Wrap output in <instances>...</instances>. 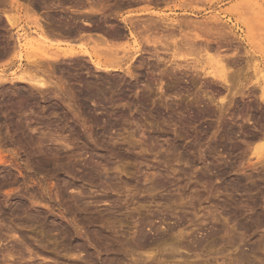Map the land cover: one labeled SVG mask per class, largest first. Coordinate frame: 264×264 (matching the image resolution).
<instances>
[{
  "label": "rangeland",
  "instance_id": "374dc122",
  "mask_svg": "<svg viewBox=\"0 0 264 264\" xmlns=\"http://www.w3.org/2000/svg\"><path fill=\"white\" fill-rule=\"evenodd\" d=\"M85 1L0 0V264H264V0L71 10ZM143 11L181 22L161 61L144 33L124 70L48 60L97 31L129 52ZM40 24L83 33L42 40Z\"/></svg>",
  "mask_w": 264,
  "mask_h": 264
},
{
  "label": "bare ground",
  "instance_id": "6f19581e",
  "mask_svg": "<svg viewBox=\"0 0 264 264\" xmlns=\"http://www.w3.org/2000/svg\"><path fill=\"white\" fill-rule=\"evenodd\" d=\"M80 1V0H79ZM83 1V0H82ZM117 1V0H116ZM130 1V0H129ZM142 1V0H141ZM152 1V0H151ZM30 2V1H29ZM78 2V1H77ZM85 2H87V3H89V8L88 9H85L84 8V10L82 9H71V10H74V11H76V12H81V13H86V15H88L87 17H89V16H91V14H95V13H103V11L104 10H106V9H108L110 6H111V4H109L108 3V5H107V3L105 2H103V0L102 1H100V0H88V1H85ZM46 3V2H45ZM79 3V2H78ZM111 3V2H110ZM130 3V2H129ZM135 3H136V1H135ZM59 4V3H58ZM80 4V3H79ZM78 4V5H79ZM122 4V3H121ZM131 4H133V3H131ZM56 5V4H55ZM84 5H86L85 3H84ZM98 5H100V6H98ZM110 5V6H109ZM113 5V4H112ZM116 5V4H115ZM119 5V4H118ZM57 6V5H56ZM69 6V5H68ZM80 6V5H79ZM83 6V5H82ZM87 6V7H88ZM109 6V7H108ZM38 7V6H37ZM53 7V6H52ZM81 7V6H80ZM100 7V8H99ZM112 7V6H111ZM69 8V7H68ZM70 8H72V7H70ZM76 8V7H75ZM82 8V7H81ZM99 8V9H98ZM120 8V7H119ZM118 8V9H119ZM121 8H122V6H121ZM29 9V8H28ZM34 9V8H33ZM32 9V10H33ZM111 9V8H110ZM115 10V9H114ZM142 11V10H141ZM56 12V11H55ZM78 13H76L75 15L76 16H78ZM98 13V14H99ZM104 13H105V11H104ZM142 13H153L154 15H155V17L153 18L152 16V19H151V17H148V18H150L151 20H149L148 18H146V19H142V20H133V19H131V20H129L130 21V23L133 25V29H135L136 31H134L132 28H130L129 29V34H128V39H130V40H133V41H131V43L129 44V45H127V46H124V48L125 49H132V50H130L129 52L127 51H123V52H121V50H123L122 48L123 47H121L120 45H118V44H116L114 41H112V39H110L109 37H108V35H109V33H108V35L106 34V33H102V32H100V31H95L96 33H94V34H87L86 32V36L84 35V37H87L88 38V41H91L92 42V40H93V42H95V46H92V47H83V46H80V47H75V46H69L68 48H66V50H64V51H61V50H58L57 52H55V53H53L51 56H49V59L48 60H53V64H54V61H57V60H61V58H67V60H68V58H75V57H78V56H81V58L84 56V58L86 57L89 61H90V64H92L95 68H97L96 70H98V69H103V71L105 70V71H109V70H118V69H120L122 66H121V62H123L124 63V61L125 62H129V61H132V60H134V59H136V57L138 56V54H139V51H142L143 49H146V48H144V46L143 45H141L142 44V42H141V39H140V37H141V34L142 33H144V34H146L145 35V41L146 42H148V43H150V44H148L149 46H151L154 50H155V52H152L151 54H150V56L151 57H154V58H156V59H158V60H162L163 58V56H160V53H159V49L162 47V49H164V47L165 48H167V47H169V49L171 48V46H173V48H176V46H177V44H179V42H181V41H178V42H173V41H170L171 39H172V37H174L173 36V34H175L174 33V28L178 25V27H179V25L181 24V22H179V21H177V20H171V19H168L167 17H165V16H163V15H161V14H159V12H146V11H143ZM46 14H48V13H46ZM52 14H53V12H52ZM72 14H74V12H72ZM111 14H112V12H111ZM133 14H135V13H131V15H133ZM64 15V14H63ZM81 15V14H80ZM85 14H84V16H86ZM93 15L91 16V17H93ZM52 16V15H51ZM50 16V17H51ZM69 17V16H68ZM105 17V16H104ZM106 17H108V16H106ZM95 18V17H94ZM93 18V19H94ZM144 18V17H143ZM56 19V18H55ZM59 19H60V17H59ZM108 19V18H107ZM127 18L126 17H124L122 20H123V22H124V24H125V27L126 28H128L127 26H129V24H128V20H126ZM46 20V19H45ZM81 21H83L82 19H80ZM95 20V19H94ZM97 20V19H96ZM44 21V20H43ZM63 21H64V19H63ZM70 21H72V20H70ZM69 21V22H70ZM75 21V20H74ZM78 21V20H77ZM80 21V22H81ZM128 21V22H127ZM38 22V21H37ZM47 22V21H46ZM56 22V21H55ZM69 22L67 23V24H69ZM79 22V21H78ZM93 23V21H90L89 22V20L87 21V20H85L84 22H82V25H83V23H84V25L87 27V25L90 27V26H93L95 23H93V25H92V23ZM95 22H97V21H95ZM100 22V21H99ZM99 22H97L98 24H99ZM188 22V21H187ZM44 23V22H43ZM63 23H66V22H63ZM76 22H74V24H75ZM106 23H108V22H106ZM193 23V22H192ZM45 24V23H44ZM43 24V25H44ZM53 24V23H52ZM73 24V23H72ZM188 24V23H187ZM48 25H50V24H48ZM63 25V24H62ZM82 25H79V23H78V26H81L82 27ZM97 25V24H96ZM102 25V24H101ZM111 25V24H110ZM113 25V24H112ZM44 26H46V25H44ZM59 26V25H58ZM64 26V25H63ZM85 26H83V27H85ZM98 27L97 28H99V26H100V24L99 25H97ZM122 26V25H121ZM47 27V26H46ZM45 27V28H46ZM48 27H50V26H48ZM46 28V29H48V30H46L41 24L39 25V28L41 29L40 30V39H42V40H51L52 38H53V40L56 38L57 40H62V43L63 42H66V41H73V39L75 40V35H77L78 36V34L81 32V33H83L81 30H82V28H80V27H72L71 29H69L68 27H67V29L66 28H64V29H66V30H68V31H66V32H63V30L62 31H53V30H55V28H53V30L51 31V30H49V28ZM53 27H55V25L53 26ZM89 27L87 28V29H89ZM94 27V26H93ZM92 27V29H94ZM203 27V26H202ZM95 28H96V26H95ZM112 28V27H111ZM218 28H219V26H218ZM217 28V29H218ZM50 29H52L51 27H50ZM91 29V28H90ZM101 29V28H100ZM114 29H116V27L114 28ZM118 29V28H117ZM189 29H190V27H189ZM209 29V27L207 28V30ZM215 29V28H214ZM56 30H58L57 29V27H56ZM60 30V29H59ZM86 30V29H85ZM99 30V29H98ZM84 31V30H83ZM104 31V30H103ZM106 31V30H105ZM104 31V32H105ZM214 31V30H213ZM89 32V31H88ZM177 32V31H176ZM210 32H211V30H210ZM213 33V32H212ZM112 34V33H111ZM117 34V33H116ZM115 34V35H116ZM215 34V33H214ZM213 34V35H214ZM94 35H96V36H94ZM114 35V34H113ZM221 35V34H220ZM10 36V35H9ZM12 36V35H11ZM76 36V38H78ZM80 36V35H79ZM81 36H82V34H81ZM116 36H118V35H116ZM195 36V35H194ZM193 35H192V37H194ZM39 37V36H38ZM49 37H52V38H49ZM96 37V38H95ZM119 37V36H118ZM192 37H191V40H192ZM217 37V36H216ZM215 37V38H216ZM226 37V36H225ZM16 38H18V37H16ZM23 38V37H22ZM83 38V37H82ZM195 38H197V37H195ZM224 38V37H223ZM222 38V39H223ZM227 38V37H226ZM225 38V39H226ZM13 39V38H12ZM70 39V40H69ZM115 39V38H114ZM181 39V38H180ZM208 39V38H207ZM206 39V40H207ZM217 39V38H216ZM221 39V38H220ZM231 39V38H230ZM7 40V39H6ZM66 40V41H65ZM174 40V39H173ZM175 40H177V39H175ZM195 40H197V39H195ZM212 40V39H211ZM210 40V41H211ZM20 41V40H19ZM32 41V40H31ZM35 41V40H34ZM59 41V42H60ZM71 41L70 42H66V43H71ZM221 41V40H220ZM226 41H227V39H226ZM7 42V41H6ZM27 42V41H26ZM29 42V41H28ZM50 42V41H49ZM54 42H56V40H54ZM53 42V43H54ZM76 42V41H75ZM171 42H173V43H171ZM189 42V41H188ZM191 42V43H190ZM187 45L189 46V44H190V48L189 49H191V47L194 45L193 43H195L194 42V40H192V41H190ZM201 42V41H200ZM199 42V43H200ZM16 43V42H15ZM38 43V42H37ZM44 43V42H43ZM48 43V42H47ZM58 43V42H57ZM98 43V44H97ZM162 44V46L161 47H159V45L158 44ZM199 43H198V46H193L194 48H200V45H199ZM209 43V42H208ZM217 43H218V41H217ZM222 43V42H221ZM226 43V42H225ZM225 43H223V44H225ZM46 44V43H45ZM73 44V43H72ZM80 44V43H79ZM185 44V43H184ZM219 44V43H218ZM22 45V44H21ZM20 45V46H21ZM82 45V44H81ZM126 45V44H125ZM146 45V44H145ZM164 45V46H163ZM202 45V44H201ZM204 45H205V43H204ZM209 45H210V43H209ZM208 45V46H209ZM214 45V44H213ZM222 45V44H221ZM5 46V45H4ZM16 46V45H15ZM19 46V45H18ZM84 46H86V45H84ZM129 46V47H128ZM186 46V45H185ZM184 46V47H185ZM212 46V45H211ZM225 46V45H224ZM229 46V45H228ZM33 47V46H32ZM43 47V46H42ZM121 47V48H120ZM179 48H181L180 46H178ZM178 47H177V49H178ZM187 47V46H186ZM221 47V46H220ZM41 48V47H40ZM39 49V48H38ZM150 49V48H149ZM152 49V50H153ZM209 49V48H208ZM214 49V48H213ZM218 49V51L221 49V48H217ZM147 50H148V48H147ZM166 49H164V51H165ZM167 50H168V48H167ZM176 50V49H175ZM194 50V49H193ZM203 50L204 51H206L204 48H203ZM202 50V51H203ZM177 51V50H176ZM120 52L121 53H123V55H121L120 54ZM130 52H132L130 55L128 54V53H130ZM220 52V51H219ZM134 53V54H133ZM142 54V53H141ZM162 54V53H161ZM140 55V54H139ZM147 56V55H146ZM80 58V57H79ZM106 58V59H105ZM150 58V57H149ZM224 58V57H223ZM47 59V58H46ZM45 59V60H46ZM106 60L105 62L103 61V60ZM144 59V58H143ZM146 59V58H145ZM45 60H43V62L44 63H42V60L40 61V63H39V61H38V65H40V64H42V66L43 65H45L46 63H45ZM64 60V59H63ZM66 60V59H65ZM137 60V59H136ZM139 60V59H138ZM152 60H154V59H152ZM224 60H227V59H224ZM231 60V59H230ZM236 60V59H235ZM141 61V60H140ZM145 61V60H144ZM49 62V61H48ZM52 62V61H51ZM51 62L50 63H48V64H51ZM138 62V61H137ZM148 62V61H147ZM234 62V61H233ZM31 63H34V62H31ZM35 63H36V61H35ZM35 63H34V65H35ZM171 63V65H173L174 66V68L176 69V68H178V67H176L175 66V64H172V61L170 62ZM169 63V64H170ZM130 64H132L131 62H130ZM130 64H128V66L127 67H129V75L130 76H133V77H135L136 76V74H138V72L137 73H134L133 72V70H132V68L130 67ZM140 64V63H139ZM149 64V63H148ZM161 64V63H160ZM47 65V64H46ZM159 65V64H158ZM157 65V66H158ZM166 65V64H165ZM167 65H168V63H167ZM225 65V64H224ZM37 66V65H36ZM49 66V65H48ZM92 66V67H93ZM169 66V65H168ZM173 66H170V67H173ZM183 66V65H182ZM186 67L187 66H190V65H185ZM194 66V65H193ZM33 67V66H32ZM47 67V66H46ZM79 67V66H78ZM119 67V68H118ZM140 67V66H139ZM144 67V66H143ZM191 67V66H190ZM194 67H196V65L194 66ZM228 67H230V66H227V69H228ZM38 68H39V66H38ZM43 68V67H42ZM41 68V69H42ZM51 68V67H50ZM88 68V67H87ZM135 68V67H134ZM138 68V67H137ZM159 68V67H158ZM180 68H182V67H180ZM45 68H43V70H44ZM46 69H48V68H46ZM46 69H45V71H46ZM76 69V68H75ZM121 69H123L124 70V68H121ZM128 69V68H127ZM150 69V68H149ZM171 69V68H170ZM186 69V68H185ZM38 70V69H37ZM52 69H50L49 71H51ZM58 70V69H57ZM64 70V69H63ZM95 70V69H94ZM159 70V69H158ZM169 70V69H168ZM180 70V69H179ZM188 70V69H187ZM194 70V69H193ZM55 71V70H54ZM60 71V70H59ZM102 71V72H103ZM111 71V72H112ZM171 71V70H170ZM172 71H173V69H172ZM190 71H192V70H190ZM195 71V70H194ZM219 71V70H218ZM228 71V70H227ZM234 71V70H233ZM28 72V71H27ZM48 72V71H47ZM110 72V71H109ZM108 72V73H109ZM165 72V71H164ZM176 72V71H175ZM188 72V71H187ZM230 72V71H229ZM229 72H225V68H224V66H223V68H222V73L220 74L221 76H222V78L227 82L228 80H230L231 78L230 77H233V76H231V74H232V71L229 73ZM235 72V71H234ZM100 73V72H99ZM152 73V72H151ZM179 73V72H178ZM184 73H185V71H184ZM190 72H188V74H189ZM195 73V72H194ZM227 73H229V75L230 76H227ZM239 73V72H238ZM26 74V73H25ZM74 74V73H73ZM167 74V73H166ZM213 74V73H212ZM217 74V73H216ZM108 75V74H107ZM123 75V74H122ZM150 75V74H149ZM196 75H197V73H196ZM234 76H236L235 74H233ZM240 75V74H239ZM115 76V75H114ZM171 76V75H170ZM175 76V75H174ZM216 76H218V75H216ZM220 76V77H221ZM97 77V76H96ZM102 77V76H101ZM104 77V76H103ZM102 77V78H103ZM119 77V76H118ZM230 79H229V78ZM21 78V77H20ZM51 78V77H50ZM109 78V77H108ZM126 78V77H125ZM235 78V77H234ZM233 78V79H234ZM32 79V78H31ZM39 79V78H38ZM246 79V78H245ZM21 80H24V78L23 79H21ZM27 80H29V79H27ZM51 80V79H50ZM95 80V79H94ZM97 80V79H96ZM114 80V79H113ZM116 80H118L117 78H116ZM119 81H120V79H119ZM175 81V80H174ZM38 85H41V86H44V81L43 82H40L39 80L38 81H35ZM57 82V81H56ZM103 82H105V81H103ZM107 82V81H106ZM123 82V81H122ZM128 82V81H127ZM240 82V81H239ZM131 83H133V82H131ZM46 84V83H45ZM88 84V83H87ZM95 84V83H94ZM98 84H99V82H98ZM134 84V83H133ZM133 84H131V86L130 87H133L134 85ZM152 84V83H151ZM154 84V83H153ZM86 85V84H85ZM96 85V84H95ZM105 85V84H104ZM133 85V86H132ZM135 85H137V84H135ZM228 85V84H227ZM232 85H233V83H232ZM84 86V85H83ZM89 86L90 87H93V85L91 86L90 84L88 85V89H89ZM229 86H231V85H229ZM99 87V86H98ZM97 87V88H98ZM106 87V86H105ZM105 87H103V88H105ZM120 87V86H119ZM233 87V86H232ZM95 88H96V86H95ZM100 88V87H99ZM98 88V89H99ZM108 90H109V88H108V86L106 87ZM111 88V87H110ZM151 88V87H150ZM93 89V88H92ZM79 90V89H78ZM83 90V89H82ZM89 91H90V89H89ZM88 91V92H89ZM95 91H97V90H95ZM94 91V92H95ZM103 91H105V89H103L102 90V92ZM111 91H113V90H111ZM121 91V90H120ZM234 91V90H233ZM75 93V92H74ZM84 93V92H83ZM90 93H92L91 91H90ZM108 93V92H107ZM113 93V92H112ZM126 93V92H125ZM98 94V93H97ZM106 94V93H105ZM124 94V93H123ZM71 95V94H70ZM76 95V94H75ZM78 95V94H77ZM94 95V94H93ZM117 95H118V93H117ZM119 95H120V93H119ZM119 95H118V97H119ZM129 95V94H128ZM87 96V95H86ZM91 96V95H90ZM96 96V95H95ZM95 96H93L94 98H95ZM102 96V95H101ZM123 96H125V94L123 95ZM75 97V96H74ZM79 97V96H78ZM89 97V96H88ZM98 97V96H97ZM109 97V96H108ZM117 97V98H118ZM148 97V96H147ZM67 98V97H66ZM105 98V97H104ZM116 98V97H115ZM123 98V97H122ZM112 99V98H111ZM114 99V98H113ZM120 99H121V95H120ZM131 99V98H130ZM146 99V98H145ZM106 100V99H105ZM110 100V99H109ZM93 102H94V100H93ZM96 103H97V101H96ZM99 103H100V101H99ZM98 104V103H97ZM134 104V103H133ZM96 106V105H95ZM105 106V105H104ZM84 110V109H83ZM94 111V110H93ZM121 114V113H120ZM119 114V115H120ZM264 135V134H263ZM11 227V226H10ZM140 237V236H139ZM143 238V237H142ZM140 243V242H139ZM144 246H143V245ZM140 246H143V247H147V244H144V243H140ZM145 247V248H146ZM152 247V246H151ZM150 248V247H149ZM148 249V248H147ZM141 250V249H140ZM143 250H145L146 251V249H143ZM130 251V250H129ZM149 251V250H148ZM242 258V257H241ZM261 258V257H260ZM262 259V258H261Z\"/></svg>",
  "mask_w": 264,
  "mask_h": 264
}]
</instances>
